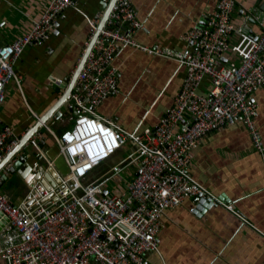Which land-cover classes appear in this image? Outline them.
I'll list each match as a JSON object with an SVG mask.
<instances>
[{
    "label": "built area",
    "instance_id": "2783aa9c",
    "mask_svg": "<svg viewBox=\"0 0 264 264\" xmlns=\"http://www.w3.org/2000/svg\"><path fill=\"white\" fill-rule=\"evenodd\" d=\"M236 3L218 0L204 21L184 35L185 50L176 51L139 42L134 33L144 24L132 0H116L72 89L73 125L56 133L44 124L45 133H35L0 168L2 264H149V253L159 252L158 234L166 210L180 206L188 196L196 198L192 213L215 205L232 210L225 197L192 174L191 167L199 140L237 120L246 126L264 166V137L254 99L264 87V26L255 33L250 26L237 24ZM70 7L81 12L90 26L84 50L89 45L99 19L83 12L75 0H50L28 32L0 45V108L9 83L22 87L18 60L28 47L58 29ZM249 17L254 19L246 20ZM126 46L176 60L186 70L173 105L153 127L142 121L129 131L100 112V106L118 91L114 59ZM232 54L235 60L230 59ZM205 81L206 89L201 91ZM55 83L62 85L63 92V79L56 77ZM26 132L9 124L0 128V163ZM44 134H50L58 146L55 158H49L40 145ZM123 147L128 151L122 160L89 179ZM31 149L45 165L40 160L31 167ZM23 155L27 158L20 174L31 187L15 201L3 187L10 168ZM57 157L64 158L66 173L56 167ZM201 199L213 205H200Z\"/></svg>",
    "mask_w": 264,
    "mask_h": 264
},
{
    "label": "crops",
    "instance_id": "0c3cea01",
    "mask_svg": "<svg viewBox=\"0 0 264 264\" xmlns=\"http://www.w3.org/2000/svg\"><path fill=\"white\" fill-rule=\"evenodd\" d=\"M109 1L75 0V4L94 18L98 12L104 14V4ZM217 1L132 0L144 24L134 37L144 44L183 51L186 32L194 24L202 23ZM49 2L0 0V45L28 32L33 19L42 15ZM247 15L255 21L252 17L246 20ZM233 18L237 24H246L260 33L264 26V0H237ZM91 33L83 14L70 7L48 39L26 49L16 63V70L23 75L22 87L15 82L6 86L0 128L9 124L18 132L27 131L36 121L32 112L39 116L47 112L62 94V85L55 83V78L65 80L71 76ZM232 40L236 42L237 38ZM235 58L232 54L230 59ZM114 64L119 71L118 91L106 99L100 112L129 131L142 121L153 127L173 105L186 76L185 68L179 67L176 60L129 46L116 53ZM205 84L206 81L201 91L206 89ZM254 99L259 104L257 125L264 137V87L255 93ZM25 108L29 112L22 116ZM61 112L62 117L52 118L59 126L58 132L50 126L56 133L73 125L67 114L74 113L68 105ZM43 136L54 150L51 155L48 151L46 154L56 157L59 150L55 140L50 134ZM56 167L64 173L68 171L67 166L63 169L62 161H56ZM191 172L215 194L225 197L232 210L215 205L192 213L190 208L196 198L191 196L180 206L166 210L158 234L159 252L149 253V264H264V166L244 123L237 120L201 138L193 150ZM27 184L24 193L11 188L6 191L18 201L31 187Z\"/></svg>",
    "mask_w": 264,
    "mask_h": 264
},
{
    "label": "water",
    "instance_id": "95a60500",
    "mask_svg": "<svg viewBox=\"0 0 264 264\" xmlns=\"http://www.w3.org/2000/svg\"><path fill=\"white\" fill-rule=\"evenodd\" d=\"M115 2H116V0H110L108 3H105L104 4V14H101L100 12H98L96 14L95 18L99 19L98 28L94 32L93 37H92L91 41L89 42V45L84 50L82 57L80 58L76 68L74 69V73L71 76L66 77L65 80H63L66 83V87H65L64 91L62 92L61 96L47 110V112L45 114L40 116V119H37L35 121V123L32 126H30V128H28L27 132L21 137L17 146H15L12 149V151L9 152L5 156V158L2 160V162L0 163V168L3 167L4 165H6L8 163V161L28 142L29 138H31L35 133H37V132L45 133L43 130L44 124L48 123L50 121V119L53 118V116L56 115V117H58V118L62 117V115H63V113L61 112L62 107L68 105L69 110L74 112L73 105L69 103L72 89H73V87L77 81V78H78L79 73L81 72V69L83 68V66L87 60V57H88V55H89V53H90V51L94 45L96 38L98 37L101 29L104 27V25L108 19L109 14L111 13V10H112ZM99 15H101V17H99ZM45 144H46V141H45V137L43 136V138L40 140V145H45ZM26 158L27 157L25 155H23L18 160H16L14 165L10 168V172L14 173L17 171L18 173H20L21 172L20 169L23 167V164L26 161ZM2 185L3 184L1 183L0 187ZM200 205L212 206L213 204L206 199H201ZM198 208H201V206H199Z\"/></svg>",
    "mask_w": 264,
    "mask_h": 264
},
{
    "label": "rangeland",
    "instance_id": "374dc122",
    "mask_svg": "<svg viewBox=\"0 0 264 264\" xmlns=\"http://www.w3.org/2000/svg\"><path fill=\"white\" fill-rule=\"evenodd\" d=\"M58 86V85H57ZM12 91H13V93H15L16 92V89L12 86ZM27 100H30L29 98H27ZM31 101V100H30ZM32 102V101H31ZM30 103V102H29ZM30 105L33 107V109L34 110H36V111H38L37 110V108L36 107H34L31 103H30ZM25 111H27V112H29V110H27L26 108L24 109V110H22L21 111V115L23 116V114H25L26 112ZM67 111H65V113H66ZM68 113V112H67ZM28 114H26V116H27ZM68 116L70 115L71 116V123H74L75 122V115L74 114H72L71 112L69 113V114H67ZM28 118V117H27ZM28 119H30V118H28ZM28 121V120H27ZM30 123V122H29ZM35 123V122H34ZM33 123V124H34ZM32 124V125H33ZM49 124H50V126L52 127V129L53 130H55L56 132H58V129H59V126H58V124H55L54 123V121H53V119H50V122H49ZM31 125V126H32ZM51 140V139H50ZM39 142H40V140H39ZM42 148L44 149V151H48V152H50V155H51V153H53L54 152V150L52 149V147H50L49 145H42ZM127 151H128V149L127 148H125V147H123L121 150H119L118 151V153L117 154H115L114 156H112L111 158H110V160L107 162V165L108 166H111V165H113V164H115V163H117V162H119L120 160H122L126 155H127ZM34 152V154L37 156V152L36 151H33L32 149H31V151H29V154H31V153H33ZM34 155V156H35ZM55 158V157H54ZM40 160H41V164L42 165H45L46 164V162L43 160V159H41L40 158ZM56 161H57V163H60L61 161H62V163H63V169H67L66 168V164H65V161H64V158L63 157H57L56 158ZM65 164V165H64ZM106 166H103V167H101L100 169L98 168V169H96V171L95 172H93L91 175H90V177H89V179H93V178H95V177H97L96 175H98L97 173L99 172V174H101L102 172H103V170H106ZM93 175V176H92ZM123 175L125 176L126 175V172L124 171V173H123ZM86 181H88V178H87V180ZM11 188V190H20V193H24V186H23V181H22V179H21V177H20V174L16 171V172H14V173H11V175H10V177L8 178V180L5 182V184H4V187H3V189L4 190H9ZM12 197L14 198V195H12Z\"/></svg>",
    "mask_w": 264,
    "mask_h": 264
},
{
    "label": "flooded vegetation",
    "instance_id": "af4514ba",
    "mask_svg": "<svg viewBox=\"0 0 264 264\" xmlns=\"http://www.w3.org/2000/svg\"><path fill=\"white\" fill-rule=\"evenodd\" d=\"M34 154V152L31 154V156L28 158L29 159V161L31 162V167L32 168H34L35 167V165H37V164H39L40 163V160H39V158ZM20 174V173H19ZM20 177H21V179H22V181H23V186H27V183H26V181H25V179H24V177H22V175L20 174Z\"/></svg>",
    "mask_w": 264,
    "mask_h": 264
},
{
    "label": "trees",
    "instance_id": "16d2710c",
    "mask_svg": "<svg viewBox=\"0 0 264 264\" xmlns=\"http://www.w3.org/2000/svg\"><path fill=\"white\" fill-rule=\"evenodd\" d=\"M105 166H106V165H105ZM101 167H103V166H101ZM101 167H100V168H101ZM100 168H99V169H100ZM103 171H104V170H103ZM97 174L99 175V172H98Z\"/></svg>",
    "mask_w": 264,
    "mask_h": 264
}]
</instances>
